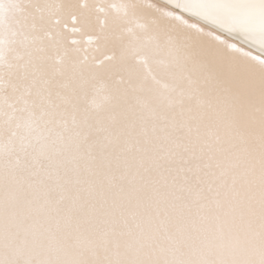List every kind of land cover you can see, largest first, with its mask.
Returning a JSON list of instances; mask_svg holds the SVG:
<instances>
[{
    "label": "snow or ice",
    "instance_id": "snow-or-ice-1",
    "mask_svg": "<svg viewBox=\"0 0 264 264\" xmlns=\"http://www.w3.org/2000/svg\"><path fill=\"white\" fill-rule=\"evenodd\" d=\"M0 264H264V0H0Z\"/></svg>",
    "mask_w": 264,
    "mask_h": 264
}]
</instances>
